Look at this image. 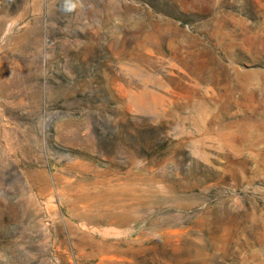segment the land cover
<instances>
[{
  "label": "rangeland",
  "instance_id": "1",
  "mask_svg": "<svg viewBox=\"0 0 264 264\" xmlns=\"http://www.w3.org/2000/svg\"><path fill=\"white\" fill-rule=\"evenodd\" d=\"M0 264H264V0H0Z\"/></svg>",
  "mask_w": 264,
  "mask_h": 264
},
{
  "label": "bare ground",
  "instance_id": "2",
  "mask_svg": "<svg viewBox=\"0 0 264 264\" xmlns=\"http://www.w3.org/2000/svg\"><path fill=\"white\" fill-rule=\"evenodd\" d=\"M109 212V211H108ZM114 212V211H113ZM103 214V213H102ZM107 214V213H106ZM128 214V213H127ZM110 215V214H109ZM120 215V214H119ZM121 216V215H120ZM87 217V216H86ZM127 217V216H126ZM99 218V217H98ZM124 220V219H123ZM112 221H114V220H112ZM108 223V222H107ZM121 226V225H120ZM103 245H104V243H103ZM107 245V244H106ZM105 246V245H104ZM106 251V250H105Z\"/></svg>",
  "mask_w": 264,
  "mask_h": 264
}]
</instances>
